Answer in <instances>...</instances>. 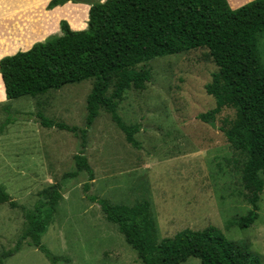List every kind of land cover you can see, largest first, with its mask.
<instances>
[{"label": "rangeland", "instance_id": "obj_1", "mask_svg": "<svg viewBox=\"0 0 264 264\" xmlns=\"http://www.w3.org/2000/svg\"><path fill=\"white\" fill-rule=\"evenodd\" d=\"M91 1L46 12L59 26L47 35L49 28L42 33L35 29V37L24 46L43 35L38 41L62 34L63 20L73 29L87 28ZM38 8L21 7L18 18L26 22L17 24L21 35ZM258 50L264 64V31L258 34ZM140 68L151 70V80L145 89L127 90L118 108L127 124L141 126L136 133L139 147L127 142L104 109L87 127V97L94 79L8 100L0 73V185L18 204H0V254L13 248L22 233V206L34 208L41 192L53 185L63 198L42 243L60 258L57 264H141L137 251L91 195L113 204L149 200L160 240L185 228L215 225L228 239L250 244L264 262V191L255 222L248 228L233 223L252 209L243 183L242 154L221 130L236 111L225 107L215 124L199 118L216 106V98L206 90L218 70L208 48L156 57ZM40 113L77 129L44 126ZM78 154L87 157L92 180L89 170L79 171ZM87 182L91 184L86 188ZM5 264L53 263L38 247L25 245ZM182 264H201V259L192 256Z\"/></svg>", "mask_w": 264, "mask_h": 264}, {"label": "trees", "instance_id": "obj_2", "mask_svg": "<svg viewBox=\"0 0 264 264\" xmlns=\"http://www.w3.org/2000/svg\"><path fill=\"white\" fill-rule=\"evenodd\" d=\"M69 1L88 2L51 0L48 8ZM90 4L87 28L76 30L63 20L62 34L0 59L7 99L35 97L92 78L87 127L104 109L125 133L127 142L139 147L136 133L141 126L127 124L118 111L127 90L145 89L152 78L149 68L137 66L156 57L208 48L218 70L212 73L206 90L216 98V106L199 118L215 124L216 115L225 107L236 111L221 130L242 154L243 183L252 209L233 223L240 228L251 226L258 218L264 191V64L258 50V34L264 31V0H252L238 8H232L228 0H94ZM110 87L114 88L108 94ZM39 116L44 126L77 129L42 113ZM76 159L79 171L93 173L86 156L78 154ZM93 178L94 174L90 175V180ZM41 195L34 208L22 206V233L13 248L0 254V264L25 245L38 247L53 264L60 260L43 245L42 237L63 194L52 185ZM89 197L100 204L106 219L118 226L137 251L141 264H182L192 256L200 258L201 264H264L250 244L228 239L215 225L185 228L160 240L149 200L127 205L113 204L96 195ZM7 202L18 205L0 185V204Z\"/></svg>", "mask_w": 264, "mask_h": 264}, {"label": "crops", "instance_id": "obj_3", "mask_svg": "<svg viewBox=\"0 0 264 264\" xmlns=\"http://www.w3.org/2000/svg\"><path fill=\"white\" fill-rule=\"evenodd\" d=\"M50 1L51 0H0V52H3L7 48H13L15 45V47H18L12 52L2 53L0 59L6 55L14 54L19 50L29 49L40 38H42L44 35H47L50 31L55 30L56 27L59 26V24H55L53 19L49 20L45 15L46 12L50 13L54 9L47 8ZM250 1L252 0H228L232 8H238ZM21 7H40L37 9V11H34L35 14L32 18V22L29 24V26L25 27V33L22 35L19 32L17 26L18 23H26L24 20L18 18V13L21 11ZM56 7H84V4L69 1L64 5H58ZM90 7L91 5H89V8ZM60 19H58L57 22H60ZM46 28H49V30L43 36L40 38L37 37L32 43L28 45V47L24 46L27 39L35 37V29H37L36 31L42 33ZM4 94V98H7L6 92Z\"/></svg>", "mask_w": 264, "mask_h": 264}]
</instances>
